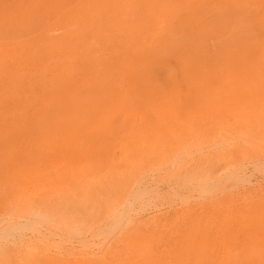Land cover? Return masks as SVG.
<instances>
[{
	"label": "rangeland",
	"instance_id": "1",
	"mask_svg": "<svg viewBox=\"0 0 264 264\" xmlns=\"http://www.w3.org/2000/svg\"><path fill=\"white\" fill-rule=\"evenodd\" d=\"M173 1L0 0V231L41 216L60 231L51 242L19 231L31 246L1 239L0 264H202L163 222L110 237L116 257L98 263L102 250L88 256L92 250L67 237L97 226L92 219L112 193L106 178L122 168L131 146L159 140L160 131L165 143L186 129L230 122L229 111L264 100V0ZM250 154L231 168L261 160ZM263 177L218 194L228 212L210 226L220 232L217 250L226 262L264 264ZM166 199L148 212L150 222L186 209ZM63 239L67 250L54 248Z\"/></svg>",
	"mask_w": 264,
	"mask_h": 264
},
{
	"label": "bare ground",
	"instance_id": "2",
	"mask_svg": "<svg viewBox=\"0 0 264 264\" xmlns=\"http://www.w3.org/2000/svg\"><path fill=\"white\" fill-rule=\"evenodd\" d=\"M176 1H173V2H176ZM156 5L154 6L156 7ZM101 6L103 7V5ZM151 6L153 5L151 4ZM159 6H160V3H159ZM126 12H123V13L126 14ZM159 30L160 29H158V31ZM145 31L143 33L144 35H145ZM158 35L159 34L157 33V36ZM117 38H119V36ZM123 50H124V45H123ZM98 57H100L99 53H98ZM59 68L57 70H59ZM66 73L64 75H66ZM228 113H230V116H228L230 117V122L222 121L219 123H207L201 128L186 129V132L184 133L183 136L170 137V139L168 140L169 142H165V143H160V141L163 138H165L164 131H160L161 135H159V140L151 141L147 139H142L141 142L131 146L130 149L127 150L126 152L127 154L122 157V160H121V163L123 165L122 168H120V170L115 171L112 175L106 178L109 182L112 193L106 191L107 192L106 194L109 193L108 195L110 197V203L107 204L108 208L102 211L98 216H94L92 219V224L97 225V226L94 227L91 233L85 234V235L83 234L84 230L82 229L80 230L76 229L74 232L71 231L70 234L66 231L69 235V236L66 235L68 237V241L71 240L70 242H74L75 239L77 240L79 239L81 246L92 250L91 252H88V251L85 252V254L88 256L98 255L97 253L102 250L103 251L102 253L104 255L98 257L96 261L92 262V263H98L99 259L100 261H104L105 259H107V257H111L113 259L116 257L114 256V253H113V247L111 248V244L109 242L110 237H113L114 235H132L135 231L139 229H143V227L147 228L152 225L153 226L158 225L159 227V225L163 222L162 226L164 227L172 226L171 230H174L168 236L170 237L173 236L177 238V232L180 231L179 232L180 238H178V241L176 240L177 244L179 245L180 244L179 242H181L183 250L188 251L190 248H192L193 256H202L203 258L202 264H232L231 262H226L221 259L220 254L218 253V250H217L218 249L217 243L219 242L218 236L220 232L215 227L210 226V223L211 221L215 223L216 219L219 217L218 212H220L221 215H224V213L226 214L228 212L224 207H222L225 204H223V199L221 200L218 197L219 193H221L222 191L225 192L226 189L229 190L231 187L235 188L237 186L244 185L250 182L251 179L257 174L258 176L259 174L264 176V100L262 99L261 101H258L256 104L251 105V107L247 109L246 111L232 110V111H229ZM149 129H150V126H149ZM227 148L228 150L226 151L225 149ZM170 149L172 150L168 151ZM178 150H183V151L177 154L171 162V158L173 157L174 153H176ZM238 150L239 151L241 150L242 153H239ZM254 152H257V154L260 155L261 157L260 161H258L257 163H250V164L245 163L243 167H240V168H237V167L231 168V166L233 165L235 161L243 159L244 156L248 157L251 155L250 153H254ZM228 153H231V154H228ZM134 155H136V157H134ZM191 157H194V160H195L193 164H189V161H188V158H191ZM169 161L174 166L172 167L170 166L172 164H169L171 168H169L168 173L170 174L164 175L162 173H164L167 170V168H163L160 166H163V164H166ZM248 161L249 159H247L245 162H248ZM223 170H226V171L222 173L221 171ZM219 172H221V174L217 175V173ZM259 181H261V179ZM93 188L96 190L101 189V185H99L98 187L93 186ZM167 197L169 200L166 199V201L167 202L170 201L167 204H170L171 202L182 203L186 206V209L184 208L179 209L177 211L178 216L174 219H171L170 217H168V218H164V220L161 221L159 218L157 219V217L156 218L153 217L155 220L150 222L152 218L149 217V215H147L148 212H150L151 210L154 211L153 209H156L159 206L158 203H162L160 201H162V199H165ZM247 198H249V196ZM62 202H63L62 204L63 207L61 206V208L63 209L65 208V205L67 204L68 199H66L65 197H62ZM161 205L163 206V203ZM85 216L86 215H84V217ZM8 217L12 218L10 216ZM22 217L20 216L19 218L21 219ZM33 220H35V218L32 219L30 217L29 219H26L24 221L19 220L20 222L17 221L15 223L9 224L8 226H6V228L0 231V240L1 239L8 240L11 242L15 241L16 239L18 240L19 235L17 236V233L19 231L22 235H26V233L25 234L23 233L26 231L27 232L30 231L40 236V238H42L43 240L49 239L50 241L52 238H54L53 240H57L55 236L60 231L57 230L56 227L54 228L53 224H51L52 222H50L48 218L46 217L44 218L43 216H41L36 221H33ZM44 227L47 229V233L43 232V229L45 230ZM75 227H78V226H75ZM212 227L215 229H213ZM62 228H65V227H62ZM35 234H34V237H35ZM62 236H65V235L62 234ZM22 238H19V239H22ZM60 239H61V235H60ZM24 240H27V239L24 238ZM40 240L41 239H39V241ZM63 240H64L62 241L63 243L61 242L60 244H58V242L61 241L59 240L58 242L56 241V244L58 245L54 244L55 247L53 245L52 246L56 249H58L59 247L63 250L64 249L67 250L68 246L66 245L68 243L65 242L66 241L65 239ZM20 243L22 244V241ZM27 243L29 244L30 241L28 242L27 240ZM2 244L3 243H1V245ZM13 244L14 242L12 243V245ZM15 244H16V241H15ZM34 244L36 243L34 242ZM73 244H71V246ZM74 245L76 249V244ZM80 245L78 243L77 246H80ZM33 246L35 247L36 245H33ZM43 247L46 248V246H43ZM49 247L50 246H48L47 248ZM1 248H4V247H1ZM38 248L42 249L40 247ZM49 250H52V248L51 249L49 248ZM72 250L68 251V253L69 252L71 253ZM65 252L67 253V251ZM62 253L61 255L64 254ZM73 254H75V252ZM158 261L159 259H156L154 261V264H159ZM188 261L189 260H187L184 263L189 264ZM138 263L139 261L135 262V264H138Z\"/></svg>",
	"mask_w": 264,
	"mask_h": 264
}]
</instances>
